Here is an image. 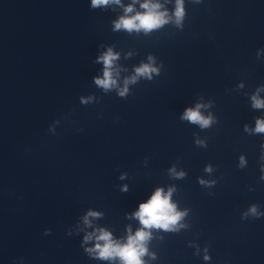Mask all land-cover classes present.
<instances>
[{
    "label": "water",
    "instance_id": "1",
    "mask_svg": "<svg viewBox=\"0 0 264 264\" xmlns=\"http://www.w3.org/2000/svg\"><path fill=\"white\" fill-rule=\"evenodd\" d=\"M144 3L167 22L115 27ZM176 6L0 0V264H124L98 237L138 231L141 264H264V0ZM157 190L168 230L136 216Z\"/></svg>",
    "mask_w": 264,
    "mask_h": 264
},
{
    "label": "clouds",
    "instance_id": "2",
    "mask_svg": "<svg viewBox=\"0 0 264 264\" xmlns=\"http://www.w3.org/2000/svg\"><path fill=\"white\" fill-rule=\"evenodd\" d=\"M109 2L110 0H92V6L97 7L100 5H107ZM115 2L119 3V0H115ZM141 7L147 9L148 11L144 14H137L134 18L122 17L118 22H116L115 27L117 29L122 27L129 31L133 29L139 30L141 28L145 31H150L167 22L165 19V13L157 11L160 7L159 5L144 3ZM125 11L131 12L132 7L129 6L125 9ZM175 16L177 23H179L183 17L182 0H177ZM100 59L103 60L105 65L104 78H97L96 84L108 89L116 83V81L112 79L110 71L112 61L116 59V56L113 55L111 50H109L108 53ZM156 71L157 69L152 68L149 65H143L142 67L136 69L137 74L149 76V78L150 74ZM126 91L127 89H124L120 92V95L123 96ZM253 99L254 107H264V102H261L255 97H253ZM199 107L200 106L198 105L197 109ZM183 118L194 123H200L202 127H207L210 123V119L202 117L198 110L188 109L184 113ZM256 131L264 132V122L259 120L257 121ZM251 211L255 213L256 209L253 207ZM90 215H96V213H90ZM180 215L181 214L175 212L174 205L169 202V198L162 196L160 190L155 192L149 202L141 204L139 212L136 213V216L140 219L141 224L145 228L157 227L164 228L165 230H168L170 225H174L180 219ZM147 236V232L138 231L135 237H129L128 244L126 246L114 247L111 243L110 234L102 232L98 239L105 241V245L100 249V256L101 258L107 259L113 255H118L124 261V264H141L139 256L145 252V249L142 246H139V242L144 241Z\"/></svg>",
    "mask_w": 264,
    "mask_h": 264
}]
</instances>
